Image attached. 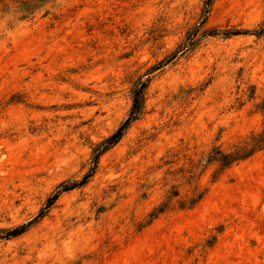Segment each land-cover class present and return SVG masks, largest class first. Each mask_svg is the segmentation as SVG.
<instances>
[{"label":"rangeland","instance_id":"1","mask_svg":"<svg viewBox=\"0 0 264 264\" xmlns=\"http://www.w3.org/2000/svg\"><path fill=\"white\" fill-rule=\"evenodd\" d=\"M203 1L0 0V264H264V148L206 160L264 132V0H213L219 34L165 60Z\"/></svg>","mask_w":264,"mask_h":264},{"label":"trees","instance_id":"2","mask_svg":"<svg viewBox=\"0 0 264 264\" xmlns=\"http://www.w3.org/2000/svg\"><path fill=\"white\" fill-rule=\"evenodd\" d=\"M213 0H204L203 7L201 10L200 20L196 22L191 28H189L186 33L184 39L178 43L175 50L172 51L165 60L171 61L177 57L178 54L186 53L192 51L201 41V39L207 36H215L218 35L214 29H207L204 27L207 16L210 11V7ZM262 30V29H261ZM239 31H226L223 32L225 36L230 34H238ZM262 33L256 32V36L261 35ZM156 67H151L148 73L153 72ZM149 77L146 78H138L137 81L134 83L131 89V106L129 109V113L125 120L118 126V128L105 140L99 143L93 150H92V159H91V167L89 168L88 172L85 173L79 181H75L70 185H59L55 193L50 196L47 201L46 205L40 209V211L29 221L26 223H22L17 227L13 228L9 231V236H17L21 233H24L32 224L38 222L42 219L46 213L48 212L50 206L54 203L57 199L58 195L62 191H66L72 189L74 187H79L84 185L89 177L92 175L94 171L98 157L110 149L113 145H115L123 136L125 131L129 128V126L136 120H138L145 112V96L148 88ZM264 148V132L262 133H251L245 140L238 142L234 145L233 149L229 152H223L220 149L215 148L214 153H210L206 156V160L210 161H218L222 167H229L232 163L236 161L243 160L249 157L255 151L261 150ZM201 195H198L197 198H200ZM195 200L189 203L190 206H193ZM162 210H158L161 212Z\"/></svg>","mask_w":264,"mask_h":264}]
</instances>
